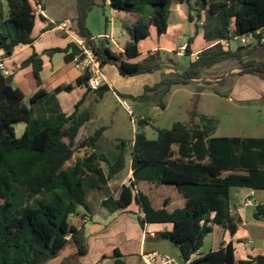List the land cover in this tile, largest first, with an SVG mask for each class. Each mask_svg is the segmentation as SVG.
<instances>
[{
    "label": "trees",
    "instance_id": "obj_1",
    "mask_svg": "<svg viewBox=\"0 0 264 264\" xmlns=\"http://www.w3.org/2000/svg\"><path fill=\"white\" fill-rule=\"evenodd\" d=\"M6 2L7 17L0 3V51L5 57H11L19 45L34 42L37 16L33 2L41 0ZM76 2L77 34L99 56L103 69L116 61L124 76L161 70L158 61L134 62L133 59L139 56V43L150 36L152 26L158 36L167 32L174 0H109L113 10L130 15L134 22L130 29L131 40L124 52L112 49L105 39L99 44L93 40L87 22L99 1ZM106 2L101 0L104 6ZM179 2L187 6L189 21L195 22L197 28V21L205 16L203 35L207 48L185 71L163 74L159 82L146 86L143 94H120L122 97L147 104L155 101L163 109L162 100L174 86L208 78L210 69L228 61L237 62L240 75L264 80V61L245 59V52L247 55L264 50V43L260 41L264 38V0ZM258 29L262 34L253 49L249 46L232 49L225 44L234 36ZM193 41L194 38H190L186 45L187 55L191 54ZM70 47L73 52L67 60L80 56L77 45ZM58 52H67V49L56 48L47 54ZM22 65L32 66L31 88L38 89L29 105L25 103L28 90L8 84L7 76L0 70V264H44L57 257L70 241L75 243L78 256L85 255L71 215L78 214L80 207L89 211V191L105 188L127 167V142L120 140L109 154L98 150L105 127L77 145L78 133L90 119L89 114L79 113L82 100L72 114H60L37 128L34 106L48 96L41 88L43 61L34 53ZM87 81L85 73L75 85L63 86L56 92H71L76 86H87ZM109 91L104 84L95 94L102 99ZM197 117L200 124L194 122ZM19 123L27 125L21 137H17L15 131ZM141 123L148 121L142 119ZM215 129L210 119L194 112L191 125L177 122L171 129H159L155 140L137 133L130 151L133 181L102 202L111 213L124 211L136 202L144 212L140 220L142 226L172 223V231L161 232L159 236L178 247L182 262L201 250L215 226L224 227L230 235L237 232L241 219L230 209L232 188L264 190V138L215 137ZM77 148L88 152L74 166L67 167ZM254 216L264 219V206H257ZM118 256L116 252L115 258ZM116 262L123 264L119 259ZM191 264H264V256L237 261L232 244H228Z\"/></svg>",
    "mask_w": 264,
    "mask_h": 264
},
{
    "label": "crops",
    "instance_id": "obj_2",
    "mask_svg": "<svg viewBox=\"0 0 264 264\" xmlns=\"http://www.w3.org/2000/svg\"><path fill=\"white\" fill-rule=\"evenodd\" d=\"M0 3L2 4L3 15L7 17V2L6 0H0ZM40 3L43 12L37 16L33 30L34 42L30 45H19L11 57H5L3 51H0V64L4 65L9 72L8 76L12 77L11 84L13 87L28 90L25 103L29 105L30 98L38 89L31 88L32 66L24 67L22 64L34 53H37L43 61V69L40 73L41 88L48 93V96L34 106L36 127H41L46 122L53 121L60 114L67 116L72 114L75 106L82 100L79 113H87L90 116L89 121L81 127L83 129L93 120V113L90 111L89 106L93 101L90 97L91 94L94 96V100L98 99L95 92L90 91L87 86H76L71 92H56L58 88L63 86L75 85L85 74L79 56L69 60L66 59L73 52L71 45L78 46L79 41H85L77 34V2L76 0H41ZM106 5L110 6L108 1ZM186 7L184 3H179L177 6L173 4L171 6V14L174 16V23H169L167 32L161 36H158L156 28L152 26L149 37L153 36L155 42L143 47L141 45L142 40L139 43V56L133 59L134 62L153 63L158 61L160 64L166 62V64H163L164 70H156L149 74L124 76L118 68V62L112 61L104 66L105 84L110 88L109 92H113L117 99L122 97L120 94L128 96L143 94L145 87L159 82L163 74L181 73L173 64L172 55L177 57L187 55L186 52L183 53L181 51V48L185 47L187 43L181 45L179 43L187 30L185 20H189ZM112 11L121 22L118 29L112 18L110 22L113 26L112 29H114L113 35L100 34L98 38L94 37L93 40L96 44H99L102 39H105L108 41V46L112 49L124 52L126 44L131 40L130 29L134 22H130L132 19L130 15L113 9ZM62 22H67L69 29L56 28L55 23ZM190 23L193 25L194 22L190 21ZM190 31V38H194L191 44L190 56L195 61L199 53L207 48V43L202 31H195L193 28ZM116 36H118V39ZM123 39L125 40L124 43H122ZM56 48L67 49V52L47 54V51ZM253 48L250 47V49ZM151 60L154 61L151 62ZM244 80L245 82H243ZM241 84L242 87L244 85L253 86L249 88L251 93H243L244 95L242 94V96L244 97L242 98L264 100V80L255 76H248L243 78V80L240 78L234 87L240 88ZM122 98L133 100L130 97ZM155 104L157 103L155 102ZM26 128L27 125L25 123L15 125L17 137H21ZM127 166L129 173L125 177L124 174H121L122 171L105 188L91 190L88 193L87 203L89 211L84 207H80L78 214L71 218L72 224L77 228L78 237L86 250L85 255L78 256V249L75 243L70 241L57 257L44 264H64L67 260H72L70 264H117V259L122 261L123 264H144L141 254L163 251L160 249L162 246L170 248L168 243L171 242L162 239L159 233L172 231V223H148L142 226L140 220L144 217V212L136 202L132 203L124 211L115 213L109 212L102 205V202L110 194H118L121 186L129 185L133 181L131 156ZM113 185L116 187L115 190L109 192ZM107 190L108 195L102 196L101 193ZM93 193H96L97 200H93ZM229 202L231 211L241 219L237 232L234 235H230L224 227L215 226L214 231L205 238V243L201 250L191 257V261L228 244H232L237 261H248L257 256H264V219H257L254 216L256 207L264 206V190L234 187L230 191ZM92 203L94 204V211L90 207ZM257 239L261 244L257 243ZM116 252H118V258H115ZM163 252L168 251L166 249ZM176 252L180 254L177 246ZM177 259L182 262L181 258Z\"/></svg>",
    "mask_w": 264,
    "mask_h": 264
},
{
    "label": "rangeland",
    "instance_id": "obj_3",
    "mask_svg": "<svg viewBox=\"0 0 264 264\" xmlns=\"http://www.w3.org/2000/svg\"><path fill=\"white\" fill-rule=\"evenodd\" d=\"M98 1L99 4L94 7L89 15L88 27L96 38L100 34L105 33L111 36L114 33L110 22L111 19L113 18V23H116L117 29L121 22L113 14L110 6H104L101 0ZM179 3V0H174L173 4L177 6ZM194 16L196 17V13H194ZM174 21V16L171 14L169 23L173 24ZM130 22L133 23V19ZM185 23L187 30L185 36L179 42L180 45L188 43L192 28L195 31L200 30L204 34V29L201 28L198 21L199 28L196 27L195 22L192 25L188 19L185 20ZM116 37L118 39V36ZM124 41L123 39L122 43ZM154 42L155 39L152 36L144 39L141 45L145 47ZM238 46L237 43L231 42L230 47L232 49H236ZM172 58L173 64H175V67L180 72L185 71L190 63L193 62V57L190 55H183L182 57L172 55ZM253 58L264 61V50H255L253 54L247 53V55L245 52V59ZM163 64H166V62ZM163 64H161V70H164ZM237 66V62L228 61L210 69L208 71V78L193 80L186 85L174 86L171 92L162 100L165 106L163 109L155 104V101L147 104L127 99L132 109V113H130L121 106L113 92H107L103 100L99 98L94 100V96L91 94L90 97L93 101L89 109L93 113V120L88 126L80 130L76 138L77 145L88 136L94 134L99 128L105 127L103 137L98 143V150L101 153L109 154L114 150L117 143L123 140L128 145V164L131 144L137 133H143L148 139L155 140L157 139L159 129H171L177 122L191 125L192 114L194 112L199 116L204 115L212 121V124L216 128L215 137L264 138V100L242 98L244 97L242 96L243 93H251L249 88L253 86L244 85L243 87L245 88H243L242 84L245 82L244 80L240 88L234 87L240 78L243 80V78L250 76L240 75V69ZM157 101L159 103V99ZM142 119H146L148 123L142 124ZM194 122L200 124V117H197ZM86 152L88 150L77 148L73 159L67 163V167L74 166L78 159H82L85 156ZM128 173L129 168L127 166L121 174H124L125 177ZM115 188L113 185V188H110L109 192L115 190ZM101 194L102 196L108 195V190L103 191ZM92 197L93 200H97L96 193H93ZM90 207L94 211L93 203L90 204ZM256 241L258 244H261L258 239ZM168 244H170V248L162 246L160 249L163 251L167 249L168 253L172 256L180 258V254L176 252V245L173 243ZM71 262L72 260H67L64 264H70Z\"/></svg>",
    "mask_w": 264,
    "mask_h": 264
},
{
    "label": "built area",
    "instance_id": "obj_4",
    "mask_svg": "<svg viewBox=\"0 0 264 264\" xmlns=\"http://www.w3.org/2000/svg\"><path fill=\"white\" fill-rule=\"evenodd\" d=\"M109 2V0H107ZM34 4V12L36 16H39L43 11L40 2H33ZM202 29H204L205 19L204 16L198 22ZM56 28L67 30L69 29V24L67 22L55 23ZM262 34V30L258 29L256 31L250 32L241 36H234L230 40H226L225 44L229 47L231 42L237 43L239 46H250L254 45L258 42L259 36ZM261 43H264V38H261ZM78 47L81 51L79 59L81 57V64L85 73L88 75L87 88L91 91L95 92L99 90L105 84V73L101 63L99 56L95 53V51L86 45L85 41H79ZM185 47L181 48V51L185 52ZM198 59V56L196 57ZM0 70L5 75L8 76L9 72L6 70L3 64H0ZM119 103L122 107L127 109L130 113H132V109L127 101L122 97H118ZM75 214L71 215V218H74ZM141 259L144 264H191V259L188 261L181 262L176 257L172 256L168 252L163 251H153V252H145L141 254Z\"/></svg>",
    "mask_w": 264,
    "mask_h": 264
},
{
    "label": "water",
    "instance_id": "obj_5",
    "mask_svg": "<svg viewBox=\"0 0 264 264\" xmlns=\"http://www.w3.org/2000/svg\"><path fill=\"white\" fill-rule=\"evenodd\" d=\"M249 47H254V46H249ZM154 60H151V62H153ZM7 83L8 84H11L12 83V77L11 76H7V79H6Z\"/></svg>",
    "mask_w": 264,
    "mask_h": 264
}]
</instances>
